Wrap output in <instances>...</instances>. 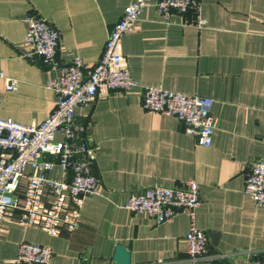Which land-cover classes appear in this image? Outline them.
I'll return each mask as SVG.
<instances>
[{
    "label": "crops",
    "instance_id": "obj_1",
    "mask_svg": "<svg viewBox=\"0 0 264 264\" xmlns=\"http://www.w3.org/2000/svg\"><path fill=\"white\" fill-rule=\"evenodd\" d=\"M132 0H0V114L41 123L56 107L49 86L56 72L40 57H28L26 16L46 17L60 31L58 57L80 55L96 62L107 36ZM204 26L187 23L193 12L166 18L156 0L145 6L135 27L122 36L123 62L142 85L211 96V145L171 114L147 109L142 87L100 94L78 109L87 138L96 147L93 171L100 194L82 196L79 224L50 233L17 221L20 210L3 219L0 264H14L23 239L50 245L51 264H115L118 243L130 249V264H251L264 259V205L245 193L253 160L264 158V0H201ZM6 77L18 80L6 89ZM63 134L57 133L61 139ZM26 167L20 187L24 190ZM50 176L60 177L55 166ZM195 178L203 200L194 222L209 235L207 253L187 251L190 216L180 211L156 222L122 205L133 190L154 183L183 186ZM54 194L48 189L46 204ZM70 201L69 209L75 206Z\"/></svg>",
    "mask_w": 264,
    "mask_h": 264
},
{
    "label": "built area",
    "instance_id": "obj_2",
    "mask_svg": "<svg viewBox=\"0 0 264 264\" xmlns=\"http://www.w3.org/2000/svg\"><path fill=\"white\" fill-rule=\"evenodd\" d=\"M152 0H132L121 18L111 28L103 52L96 62H86L80 55L69 61L58 57L60 31L46 17L36 13L26 16L25 55L40 57L56 72L49 86L57 96L56 107L39 124L24 123L0 114V236L3 219L20 210L17 221L38 225L50 233H58L65 224L70 230L79 224L82 196L100 194V179L93 171L96 147L87 138V122L78 109L92 103L100 94L112 90L142 87L143 106L174 115L184 123L185 130L196 136L202 145H211L215 130L212 105L214 99L197 93L168 89L159 84L142 85L123 62L122 36L135 27L143 8ZM166 18L174 12H193L187 23L204 26L207 18L201 11V0H156ZM18 80L6 77V89H16ZM2 96L0 91V104ZM61 132L63 137L57 138ZM28 174L24 194L20 187L26 167ZM55 166L60 177L49 175ZM50 189L54 201L47 205ZM244 191L255 204L264 205V158L253 160L246 173ZM203 200L199 182L188 179L183 186L150 184L133 190L122 205L143 212L160 223L180 211L186 212L191 226L185 235L191 258L203 257L208 251L209 235L196 226L194 219ZM70 201L76 204L69 209ZM50 245L23 239L19 242L14 264H51ZM251 264H264V259Z\"/></svg>",
    "mask_w": 264,
    "mask_h": 264
},
{
    "label": "water",
    "instance_id": "obj_3",
    "mask_svg": "<svg viewBox=\"0 0 264 264\" xmlns=\"http://www.w3.org/2000/svg\"><path fill=\"white\" fill-rule=\"evenodd\" d=\"M113 261L115 264H130L131 257L129 247L122 243H118L113 254Z\"/></svg>",
    "mask_w": 264,
    "mask_h": 264
}]
</instances>
